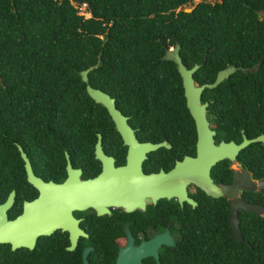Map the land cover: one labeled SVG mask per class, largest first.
<instances>
[{"label": "trees", "instance_id": "trees-1", "mask_svg": "<svg viewBox=\"0 0 264 264\" xmlns=\"http://www.w3.org/2000/svg\"><path fill=\"white\" fill-rule=\"evenodd\" d=\"M191 1L0 0V137L30 127V114L63 112L56 118L67 128L110 124L78 74L93 64L87 82L113 96L137 122L192 132L174 62L160 57L174 42L185 67L198 64L191 74L196 84L210 82L219 68L235 67L200 93L223 138L264 133V0H198L181 8ZM235 160L251 177H262L264 142L247 143ZM221 162L227 161L213 168ZM242 193L264 206V192ZM196 208L208 218L206 226L196 222L181 231L179 255L191 264H264V214L238 210V241L221 199L202 197Z\"/></svg>", "mask_w": 264, "mask_h": 264}, {"label": "flooded vegetation", "instance_id": "flooded-vegetation-1", "mask_svg": "<svg viewBox=\"0 0 264 264\" xmlns=\"http://www.w3.org/2000/svg\"><path fill=\"white\" fill-rule=\"evenodd\" d=\"M112 98L136 144L123 142L107 112L110 124L99 128H67L56 118L63 112L30 114V127L0 137V264H191L178 253L180 234L203 222L206 226L208 218L196 205L211 196L190 180L183 189L194 204L174 193L165 195V185L180 177L164 179L162 173L183 156L195 155L194 126L190 132L165 129L162 122H156L160 127L137 122ZM205 118L214 143L228 140L206 108ZM97 138L103 161L94 152ZM17 145L27 157L30 179ZM222 159L227 162L212 164L208 171L216 185L228 184L233 171L244 169L235 159ZM248 178L254 179L249 172ZM243 190L238 186L236 196L245 200ZM211 198L227 206L225 194Z\"/></svg>", "mask_w": 264, "mask_h": 264}, {"label": "water", "instance_id": "water-1", "mask_svg": "<svg viewBox=\"0 0 264 264\" xmlns=\"http://www.w3.org/2000/svg\"><path fill=\"white\" fill-rule=\"evenodd\" d=\"M72 5H75L73 0H69ZM178 44L174 42L170 47L163 50L161 54L162 59L172 60L175 65V69L180 78V84L182 88V95L184 98V105L193 121L195 130V155L193 157L183 156L181 160L176 161L174 166L169 170L162 173L164 179H172L177 176L180 180L175 183L171 180L170 184L165 185L163 192L165 195L174 193L178 199L184 198L190 204H194V201L185 195L183 189V182L190 180L197 185L206 195L211 197L219 196L221 193L225 194L227 199V226L230 229V233L238 240L241 241V235L239 232V226L237 224V210L249 211L254 214H264V206L257 202H249L236 196L237 187L240 186L244 190L264 191V176L260 178H254L249 180L248 172L245 169H241L240 174H236L235 171L231 174V180L228 184L216 185L214 184L208 171L212 164L222 158L229 160L235 159L237 151L252 141L264 142V133H257L251 137H246L241 134L239 141L234 142L231 139L218 140L216 143L212 140L213 130L209 128L208 121L205 118V101H200V93L202 88L215 86L222 78L226 77L232 72L235 67L233 65H227L225 67L216 70L213 79L210 82H201L196 84L192 79V72L198 66L197 63H192L189 67H185L178 55ZM93 65H89L83 69L78 70L80 80L84 82V91L88 97L99 103L104 107L109 115L115 129L120 133L122 140L127 144H136V140L133 137L131 128L125 121V116L114 106L113 98L107 92L91 86L87 82L86 72ZM257 62L254 63L250 70L256 68ZM246 68H241L245 71ZM98 138L95 141V155L104 160L102 153L99 150ZM163 145H167L162 141ZM141 145L154 147L157 143L141 142ZM19 149V155L23 161V168L25 176L30 179L32 174L28 164L27 157L21 148ZM68 167V166H67ZM161 174V173H160ZM173 179V180H174Z\"/></svg>", "mask_w": 264, "mask_h": 264}, {"label": "rangeland", "instance_id": "rangeland-1", "mask_svg": "<svg viewBox=\"0 0 264 264\" xmlns=\"http://www.w3.org/2000/svg\"><path fill=\"white\" fill-rule=\"evenodd\" d=\"M198 1V0H192L190 3H185L181 6L183 9H188L192 5L193 2ZM77 11L81 13L83 16L87 15V12L84 10V6L79 4L76 5ZM259 16H264V10L259 12Z\"/></svg>", "mask_w": 264, "mask_h": 264}]
</instances>
